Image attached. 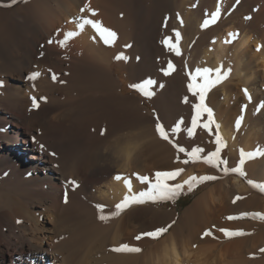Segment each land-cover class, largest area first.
<instances>
[{
	"label": "bare ground",
	"instance_id": "bare-ground-1",
	"mask_svg": "<svg viewBox=\"0 0 264 264\" xmlns=\"http://www.w3.org/2000/svg\"><path fill=\"white\" fill-rule=\"evenodd\" d=\"M0 4L12 6L0 12L4 84L0 187L13 185L5 198L0 193V264H264L260 252L264 230L225 244L211 238L213 233L210 237L202 233L212 227L227 237L221 229L246 232L256 227L252 221L228 219L264 202L258 194L239 201L229 198L232 192L248 191L237 176L200 194L172 230L171 224L163 225L167 213L148 206L153 200L133 204L107 221L99 219L97 207L104 206L103 213L109 215L126 194L151 191V183L141 182L135 174L154 182L158 171L183 169L173 145L157 130L153 139L137 135L140 139L130 142L125 134L113 148L99 147L111 124L132 119L115 65L128 66L136 81L174 58L179 64L186 59L191 75L209 68L214 78L220 69L227 79L211 88L204 101L213 112L210 128L217 130L219 125L217 132L230 138L235 152L239 145L232 131L242 124L240 115L246 111L248 119L238 130L242 150L251 152L255 141L264 149V0H0ZM83 19L99 21L117 34L116 40L105 44L91 25L81 31ZM68 32L79 34L62 44ZM165 40L175 44L180 55ZM119 43L127 59H116ZM34 72L40 76L33 80ZM202 82L198 77L197 83ZM167 91L162 89L155 97L158 106ZM33 97L38 108L33 107ZM202 117L209 124L207 112ZM135 120L142 132L148 128V120ZM262 156L257 164L264 166ZM118 175L122 179H115ZM181 175L178 184L193 175L214 176L204 162ZM125 180L131 181V193ZM183 190L192 191L186 184ZM158 228L171 232L155 244L156 239L142 236ZM122 244L142 251H113Z\"/></svg>",
	"mask_w": 264,
	"mask_h": 264
},
{
	"label": "rangeland",
	"instance_id": "rangeland-1",
	"mask_svg": "<svg viewBox=\"0 0 264 264\" xmlns=\"http://www.w3.org/2000/svg\"><path fill=\"white\" fill-rule=\"evenodd\" d=\"M9 8H12V6L6 5V4H0V12L4 11L6 9H9ZM173 31L175 32L176 30L173 29ZM174 36L176 37V34H174ZM171 41L178 43L177 40L174 41L173 38ZM118 47L124 51L119 50ZM118 47H116L117 48L116 49L117 53L115 52V54H117L116 56H118L119 54L124 55V53H125V49L123 48L124 46H122L121 43H119ZM137 47H138V45L136 46V48ZM187 54L189 55V52ZM185 61H186V59H185ZM185 61L183 60L182 64L181 63L179 64L177 59H175V58L170 59L168 62L165 61V62H163V66H159V68L155 67L156 70H155V68L150 69V71L153 72L152 73L153 75L148 74L147 75V76H149L148 78H146V76H145V78L141 77L138 79V81H136V80H134V78H132V75H131L130 70L128 69V66L126 68V67H121V66L115 65L114 66V70H115L114 74L120 80V85L123 88V94L127 95L126 103L129 107V109L130 110L132 109L131 110L132 119L129 122L125 121L126 123L125 122L119 123V125L108 124V126L110 125L109 126L110 131L108 130L109 134H107V136H104L103 138H101L98 141L99 147H103V146L107 145V146L113 148L116 143L120 144L121 142H123V140H125V138H124L125 134H128V141H130V142H133V141L138 140L140 138L143 140V139H145V137L153 139L156 137V135L154 136L153 134L156 133L155 131H156L157 124H161L164 126L165 130L169 133V141H171V144L173 145V147H174V144L179 145L180 147L185 148L187 150V152H191L193 149L199 147V148L203 149V151L200 153V155L198 154L201 158L206 157L209 153L217 150L218 145L216 144V136H217V134H219L220 137L222 138V140L225 142L224 146H220V159L226 160L228 162L227 167H229V168H234V167L239 166V161L241 159V149H243L241 146L243 144V135L238 130L241 127H243L244 121H246L248 119V118H246V113H245L246 111H244V113L241 112L242 116L240 115V119L242 120L241 121L242 124L239 123L237 125L238 126L237 130L233 129V131H232L233 133L234 132L236 133L234 135V139L237 140L236 143H237V145H239V146H236L235 152L232 149L233 146L229 142L230 138H226L224 136H221V134L218 133L216 129L215 130L211 129V131H209L208 129L199 126V125L206 124V122H207V119L205 120L203 117L199 118V124L195 128L193 135L190 137L187 133V129L192 127V120L195 116L194 105L197 104V101L199 100V98H198L199 96H197V94L193 95V93L191 91H189L188 84L191 83V75L190 74H192V70ZM168 63H171L172 65H174V71L169 70L170 74L165 75L164 70H168V65H169ZM154 72L156 73V75ZM148 79L154 80L156 82L154 85L150 86V89H149L150 91H152L154 93L151 96V98L144 96L140 91L130 87V85L143 83L144 81H146ZM158 84H160V85H158ZM155 85L157 88H153V87H155ZM158 87H160L159 89L161 91H162V89H166V90L168 89L167 98L165 99V101H162L164 104L161 101H159V102H161L160 106H158L159 104L158 105L156 104L157 98H155L157 95L160 96L159 93H161V91L158 90ZM153 89H155V92ZM185 100H187V102H185ZM162 106H163V108H162ZM140 113H141V115H140ZM136 117L139 120L141 118L143 120L145 119L146 121L148 120L147 122L149 123V126L147 129H143V132H142L141 128H139L141 126L135 120ZM153 119H155V120H153ZM180 121H183V123L180 125V131L179 132H173L172 130L175 128L177 123H179ZM110 128H112V129H110ZM113 128H115V129H113ZM100 129H103V123L100 124ZM115 130H118V131H115ZM246 130L245 131L248 132V130H249L248 127L246 128ZM110 132H112L111 133L112 135L110 134ZM115 132H116V134H115ZM140 132L142 134H140ZM131 134H132V136H131ZM146 134H147V136H146ZM142 135L144 138L142 137ZM152 135H153V137H151ZM115 138H116V140H115ZM129 139H131V140H129ZM132 139H133V141H132ZM260 143L261 142H259V141L258 142L255 141L256 145L252 146L251 152H249L250 149L247 152L244 151L245 153H253L254 154V158L245 160V163L243 165V170L246 173V175H244V176H241L238 173H231V172L228 174H225L223 172V167H224L223 164L220 167H213V166L207 164L206 162H204L203 159H200L196 162H192L186 153L178 152L177 148L174 147L175 157L176 158L179 157V159H177V164H181V163L183 164V169H184L183 173L185 171L189 170L190 168L195 167L197 164L204 162L209 167V172H211V173L213 172L214 176L217 177V179L206 180L202 183H198L196 185V188L192 191H184L182 189V191L178 195L175 196V198H176L177 196L182 194L183 196L180 200H172L170 202H165V200H155L154 202L148 203V206L154 207L155 209L159 208L160 211L166 212L167 213L166 219L170 220V218H171V220L170 221L165 220L166 222L164 221L165 224L163 222V225L167 226L168 224H171L170 228L172 230V228H174L180 222L184 212L191 206V204H193V202L200 196V194L209 190V188H212L216 184L223 182L226 178L230 179V178L235 177V176L241 178L245 182V184L248 187V191L245 193L238 191L237 194H236V191H235V193L232 192L229 195L230 196L229 198L234 200V197H235V200L239 201V200H242L244 198H250V197L258 194L260 197H263L262 199L264 200V191H261L257 187H253V185L249 183V181H253L259 185L264 184V166H262V164H257V161L262 156L261 154H263L262 150H264L262 148L263 146L260 145ZM257 145L260 146V148ZM256 147H258V148H256ZM256 150L257 151L259 150L260 152L258 153ZM253 151H255V152H253ZM256 153H257L258 157H256ZM263 156H264V154H263ZM261 159H260V161H261ZM184 160H189V163H187V164L183 163ZM260 161H259V163H260ZM257 165H259V166H257ZM181 177H183V176L182 175L178 176L175 180H172L171 183L173 185L178 184L179 181L181 180ZM12 186L13 185H10L9 183H5L0 187V193H1V196L3 198L6 197V194L8 193V191L13 189ZM197 187H198V190H197ZM238 194H241V195H238ZM232 196H234V197H232ZM238 197H239V199H238ZM167 200H169V199H167ZM188 203H190V204L187 207H185L184 209H182V207L184 205H187ZM263 206H264V202L260 206L261 208L258 207L257 209L251 210V212L252 213H254V212L255 213L261 212L262 213V211L264 212ZM245 211H243V213H247ZM251 212L248 211V213H251ZM171 214H173V216ZM242 214H241V216H236V217H238L237 218L238 221H252V223H256V227H258V228L253 227V229L247 230L246 232H244V233H246V235L236 236V237H232V238L221 237L219 234L215 233L216 231H214V228H212V227L205 229L204 231L209 233L212 229V232H210V235L213 233V235H211V238H213V239L217 238L221 241V244H225L227 242H230L231 240L233 241V240H237V239L246 238L249 236H254V235H256V233L259 234L264 230V219L254 218L252 215L243 216ZM242 216H243V218H242ZM258 223H260V225ZM169 229L167 230L166 233L162 234L158 239L154 240L153 244L157 243L158 241L163 239V237L168 235L171 232V230H169ZM204 231L202 230L203 236H205V233H206ZM214 233L217 235H215ZM210 235H206V236L210 237ZM215 236H217V237H215ZM263 248H264V246H263ZM263 248H261V250H260V252H262V253H264V251H262ZM261 256L262 255L259 254L257 257H261Z\"/></svg>",
	"mask_w": 264,
	"mask_h": 264
},
{
	"label": "snow or ice",
	"instance_id": "snow-or-ice-1",
	"mask_svg": "<svg viewBox=\"0 0 264 264\" xmlns=\"http://www.w3.org/2000/svg\"><path fill=\"white\" fill-rule=\"evenodd\" d=\"M12 3H16V0H12ZM91 11V9H89ZM93 15H95V12H93ZM219 13H216V16H218ZM216 16L213 17V21L215 20ZM209 24V21H205L203 27H207ZM85 25H91L93 28L96 29V31L99 33L100 38L103 40V42L105 44H113V42L116 40L117 38V34L106 28L103 27V25L96 20L93 19H83L82 23H79L78 27L80 28V30L82 31L84 29ZM79 33L77 32H68L65 36V39L63 41H61L62 44L66 43L67 40L75 35H78ZM234 35V34H233ZM177 38L179 37V33H176ZM165 44L168 45V47L170 48V50H174L176 52L177 55H180V50L179 48L175 45L170 43L169 40H165L164 41ZM116 59H127V57H124L122 54L118 55L116 57ZM172 70L174 71V65H172L171 63H169L168 65V70H164V74L165 75H169L170 71ZM213 72L212 69L209 68H204V69H197L195 75H191V83L188 84V88L189 91H191L193 93V95L199 94V103L194 105V110H195V116L192 120V127L187 129V133L188 135L191 137L193 135V132L195 130V128L198 126L199 124V118L201 117V115L204 112H207L208 114V118H209V124H203V125H199L203 128L208 129L209 131H211L210 128V124L214 123V121L212 120L213 117V112L212 109L208 108L206 106V104L204 103L205 101V97H206V93L213 87H215L217 84L221 83L224 79H227V75L228 74H224L221 72L220 69H216L215 70V77L213 78V76L211 75ZM229 74H230V70H229ZM40 76L39 72H34L32 74V76L30 77V79H36L37 77ZM200 77L202 78V83H197V78ZM52 79L55 80L56 76L53 75ZM156 82L154 80L148 79L146 81H144L143 83H139V84H133L130 85V87L140 91L144 96L151 98V96L154 94L152 91H150V86L154 85ZM4 87V84L2 81H0V88ZM245 93H247V90H244ZM33 100V107L38 108L39 104L37 102V99L35 97L32 98ZM185 102H187V100H185ZM183 123V121H180L179 123H177V125L175 126V128L172 130L173 132H179L180 131V125ZM217 127V131L219 129V125L216 126ZM156 130L159 133V135L161 136L162 139L168 141L169 140V133L165 130L164 126L161 124H157L156 126ZM171 142V141H169ZM224 141L222 140V138L220 137L219 134H217L216 136V144L218 145L217 150L213 151L211 153H209L206 157L201 158L198 154L200 152L203 151V149L197 147L195 149H193L191 152H187V150L183 147H180L179 145H175L174 147L177 148L178 152H183L186 153L187 156L189 157V159L192 162H196L200 159H203L204 162H206L207 164L213 166V167H220L222 164L224 165L223 167V172L225 174L228 173H238L241 176L246 175V173L243 170V165L245 163L246 159H251L254 158V154L253 153H245L242 149H241V159L239 161V166L234 167V168H229L227 167L228 162L226 160H221L220 159V146H224ZM177 159H179V157H177ZM183 163L187 164L189 163V160H184ZM184 171V169L182 168H178L175 169L173 171H158L155 173V180L150 181L149 177L147 176H139V174H135L137 175L138 179L141 182H147V183H151V191H147V192H140L138 194H126L123 198V200L115 205V211L110 213L109 215H105L103 213V207L102 205H97V207L100 209V215H99V219L101 221H107L110 218H114V217H118L122 211H124L125 209H127L128 207H130L133 204H142L145 202V200H167V199H173L175 198L176 195H178L182 189L184 188V185H188L189 190H192V188L194 186H196L198 183H202L206 180H215L217 179V177L215 176H190L187 180H185L182 184H170L169 181L171 180H175L178 176L181 175V173ZM115 179L120 180L122 179L121 176H116ZM72 184H76L75 181H71ZM250 184L253 185V187H257L259 188L261 191H264V185H259L256 184L253 181H249ZM125 185L128 188L129 193H131V181L130 180H125ZM239 199V197H238ZM243 216H249L252 215L254 218H260V219H264V213H243ZM238 217H228V219L232 220V219H237ZM167 228H158L155 231H151V232H146L143 233L142 236H147V237H151L153 239H158L162 234L167 232ZM222 232H224V234L229 237H236V236H243L246 235V233H244L243 231H230L228 229H221ZM205 235H210V233L206 232ZM141 235H138L136 237L137 240L142 238ZM113 251L116 252H127V253H138L140 251H142L140 248L138 247H132L129 246L128 244H122L119 247H116L113 249ZM262 251H264V249H262Z\"/></svg>",
	"mask_w": 264,
	"mask_h": 264
},
{
	"label": "trees",
	"instance_id": "trees-1",
	"mask_svg": "<svg viewBox=\"0 0 264 264\" xmlns=\"http://www.w3.org/2000/svg\"><path fill=\"white\" fill-rule=\"evenodd\" d=\"M197 190H198V187H197ZM182 196H183V195L181 194V195L177 196L176 198L169 199V200H165V202H170V201H172V200H180V199L182 198ZM189 204H190V203H188L187 205H184V206L182 207V209H184L185 207H187Z\"/></svg>",
	"mask_w": 264,
	"mask_h": 264
}]
</instances>
